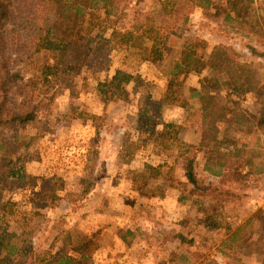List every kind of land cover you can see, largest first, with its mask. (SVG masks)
I'll return each mask as SVG.
<instances>
[{
	"label": "trees",
	"instance_id": "trees-1",
	"mask_svg": "<svg viewBox=\"0 0 264 264\" xmlns=\"http://www.w3.org/2000/svg\"><path fill=\"white\" fill-rule=\"evenodd\" d=\"M142 2L0 0V264H89L88 249L100 247L97 235L86 233L78 250L66 248L76 243L71 232H57V221L45 213L65 191V181L58 175L31 173L23 159L22 150L37 139L32 128L40 124L54 127L71 118L92 121L97 139L105 131L104 115L90 113L86 105L62 113L58 96L73 97L80 88L97 84L106 103L134 101L139 67L163 53L168 39L189 23L196 9L219 19L225 33L242 34L264 57V22L251 15L255 0H159L167 18L164 25L145 17ZM139 19L143 31L136 27ZM208 46L203 41L202 51L181 50L164 76L162 97L138 110L137 135L123 142L122 152L129 162L151 147L161 157L147 175L155 180L152 196L164 199L169 191L179 190L182 202L194 196L216 200L204 219L208 228L224 230L219 251L243 264L241 255L250 254L247 247L257 233L256 250L264 264V206L240 223L237 210L227 205L242 204L245 198V168L264 176V89L258 88L254 64L243 60L233 46ZM117 51L126 52V68L112 72V54ZM187 75L201 79L191 91ZM248 96L263 102L260 113L246 111L243 100ZM163 107L183 108L185 117L181 123L164 122ZM183 126L197 127L196 143L179 136ZM141 178L136 176L135 182ZM18 191L27 195L25 206ZM88 191L86 184L82 195ZM199 225L189 224L180 236L187 240L186 234ZM123 237L131 243L137 235L126 229ZM188 259L183 256L182 264H190Z\"/></svg>",
	"mask_w": 264,
	"mask_h": 264
},
{
	"label": "rangeland",
	"instance_id": "rangeland-1",
	"mask_svg": "<svg viewBox=\"0 0 264 264\" xmlns=\"http://www.w3.org/2000/svg\"><path fill=\"white\" fill-rule=\"evenodd\" d=\"M141 7L145 17L151 16L158 24H166L167 18L162 15L159 0H143ZM251 15L264 22V0H255ZM136 27L143 31V19L137 20ZM203 41L208 42L209 49L218 43L233 46L243 60L254 64L258 72V88L264 89V57L253 51L250 47L252 42L242 34L225 33L219 19L208 17L203 9H196L189 23L182 24L178 34L168 39L163 53L139 67L134 101L106 103L97 84H91L87 89L80 88L73 97L58 96V109L62 113H70L75 105H86L90 113L106 117L105 131L98 139L92 121L84 123L70 118L54 127L40 124L32 128L37 139L22 150L27 169L37 175H58L65 181V191L55 196L45 213L57 221L54 227L57 232H71L76 243L68 245L67 249L78 250L83 234L97 235L100 247L94 244L88 249L91 254L89 264H182L185 255L189 257L190 264H236L219 251L224 230L208 228L204 219L216 200L194 196L182 202L179 190L169 191L164 199L153 197L155 180L147 175L153 173V167L161 157L154 155L149 147L128 162L122 152L123 142L135 139L137 135L138 110L147 108L162 97L164 76L181 50L187 47L202 51L200 44ZM125 55L123 51L112 54V72L126 68L123 65ZM185 82L191 91L200 85L201 79L187 75ZM243 105L253 115L261 112L263 102L248 96ZM162 113L164 122L181 123L185 117V110L180 107H163ZM196 128L183 126L179 136L196 143L199 140ZM244 172L249 177L243 186L245 198L242 204L227 203L229 208L237 210L240 223L257 207L264 206V176L250 173L249 168ZM138 175H142L140 183L135 182ZM218 182L239 188L234 183L220 179ZM86 184H89V191L83 196ZM16 196L25 206L26 193L18 191ZM195 199L203 201V204L195 203ZM42 218L39 219L41 224L44 223ZM191 223L200 225L186 234L188 239L185 240L180 232H186ZM126 229L137 235L131 243L124 240ZM258 238V234H254L247 247L250 254L241 255L243 264H260L261 257L256 250Z\"/></svg>",
	"mask_w": 264,
	"mask_h": 264
}]
</instances>
